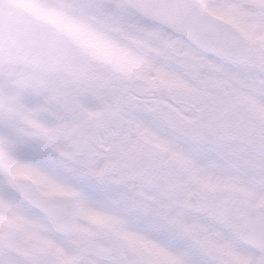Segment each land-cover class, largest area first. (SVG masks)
<instances>
[{"label": "snow or ice", "instance_id": "snow-or-ice-1", "mask_svg": "<svg viewBox=\"0 0 264 264\" xmlns=\"http://www.w3.org/2000/svg\"><path fill=\"white\" fill-rule=\"evenodd\" d=\"M0 15V264H264V0Z\"/></svg>", "mask_w": 264, "mask_h": 264}, {"label": "flooded vegetation", "instance_id": "flooded-vegetation-1", "mask_svg": "<svg viewBox=\"0 0 264 264\" xmlns=\"http://www.w3.org/2000/svg\"><path fill=\"white\" fill-rule=\"evenodd\" d=\"M18 21V15L12 17L0 15V26L15 25Z\"/></svg>", "mask_w": 264, "mask_h": 264}]
</instances>
